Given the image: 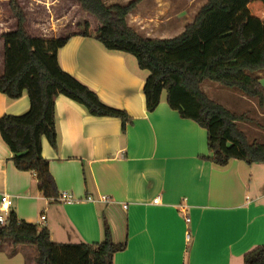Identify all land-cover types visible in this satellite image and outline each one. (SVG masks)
Masks as SVG:
<instances>
[{
  "label": "crops",
  "instance_id": "crops-1",
  "mask_svg": "<svg viewBox=\"0 0 264 264\" xmlns=\"http://www.w3.org/2000/svg\"><path fill=\"white\" fill-rule=\"evenodd\" d=\"M193 16L187 19L160 0H141L126 21L144 37L170 38ZM58 61L103 102L125 110L132 122L122 133L118 118L92 116L63 95L55 98L57 143L53 147L43 137L41 154L57 191L69 192L76 202L43 197L34 173L17 169L0 139V196H10L19 220L46 226L53 242L95 243L102 239L104 216L112 240L126 242L113 264H242L245 252L264 244V179L254 178L259 163L233 159L214 166L206 131L181 118L164 94L148 112L142 92L146 72L130 54L106 51L92 36L74 35L58 50ZM263 71L253 75L264 86ZM219 85L205 81L201 89L228 110L245 114L237 126L254 135L249 140L264 142L257 135L264 136V122L251 116L264 118V105ZM28 106L26 93L8 99L0 92V116L21 114ZM101 196L109 200L86 199ZM17 255L24 264H35L34 246L0 240V264H18Z\"/></svg>",
  "mask_w": 264,
  "mask_h": 264
},
{
  "label": "trees",
  "instance_id": "trees-1",
  "mask_svg": "<svg viewBox=\"0 0 264 264\" xmlns=\"http://www.w3.org/2000/svg\"><path fill=\"white\" fill-rule=\"evenodd\" d=\"M92 16L98 27L91 35L88 22L82 29L55 37L32 35L18 0H7L15 26L0 34L3 41L0 92L8 99L27 94L28 109L18 115L0 116V139L11 152L13 165L35 175L37 190L47 199L59 195L41 154V139L57 143L55 98L63 95L92 116L118 118L124 133L132 118L120 108L103 102L77 78L64 71L58 50L74 35L92 36L106 51L130 54L146 72L142 92L145 109L152 112L162 95L181 118L206 131L208 159L225 167L235 159L248 165L264 163V142L249 140L236 121L245 114L228 110L209 98L201 84L211 81L239 90L264 105V86L253 74L264 69V0H206L183 30L170 38H150L127 24V15L141 0L106 5L103 0H72ZM207 158V157H206ZM102 239L95 243H57L49 229L19 220L10 209L0 224V240L32 245L35 264H113L126 242H114L104 216ZM242 264H264V244L242 256Z\"/></svg>",
  "mask_w": 264,
  "mask_h": 264
},
{
  "label": "rangeland",
  "instance_id": "rangeland-1",
  "mask_svg": "<svg viewBox=\"0 0 264 264\" xmlns=\"http://www.w3.org/2000/svg\"><path fill=\"white\" fill-rule=\"evenodd\" d=\"M128 1L129 0H107V2H116L120 4H124ZM160 1L167 5L170 4L171 7H175L179 14L186 13V18L191 19V17L197 12L199 7L206 0ZM18 2L26 15L25 26L28 32L33 35H36V33H41L45 37L50 38L71 31H79L82 29V24L85 21L89 24V31H92L96 25L98 26L97 21L92 16L79 9L77 3L72 0H58L55 3H51L53 0H18ZM62 11L63 14H61ZM14 26L15 19L10 12L7 0H0V34L4 31L12 29ZM2 51L3 41L0 37V55H2ZM0 71H2V66H0ZM219 86H221V88H223L225 91L231 92L234 90V88L226 87L224 85ZM251 116L252 119L256 121V123L264 122L263 117H258L253 113ZM257 135L260 137L262 136V139L264 140L263 134ZM246 136H248L247 138L254 137V135L249 134H246ZM256 166L258 167L255 168L258 169L255 171L254 178L256 181H261L264 179V170L261 169L264 168V163H259V165ZM261 191H264V184L261 186ZM14 260H16L18 264H24V261L21 257H19V255H17Z\"/></svg>",
  "mask_w": 264,
  "mask_h": 264
},
{
  "label": "built area",
  "instance_id": "built-area-1",
  "mask_svg": "<svg viewBox=\"0 0 264 264\" xmlns=\"http://www.w3.org/2000/svg\"><path fill=\"white\" fill-rule=\"evenodd\" d=\"M86 199L89 201L100 200V201H104V202H107L109 200V198L107 196H101L99 199H93L91 197H86ZM55 200H59L62 202H76V201H78V199H75L69 192H66V191L59 193V195L57 196V198H55ZM157 200H158V198L156 197V198H154L153 201H157ZM11 205H12V200H11L10 196L7 194H2L0 196V224H3L6 221V218H7L8 212L11 208ZM124 207H126V205ZM40 220L42 221V223L45 220V216L43 214L40 215ZM185 221L186 222L189 221L188 216L185 217ZM188 236L189 235L187 234V238H189Z\"/></svg>",
  "mask_w": 264,
  "mask_h": 264
}]
</instances>
